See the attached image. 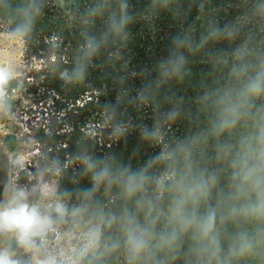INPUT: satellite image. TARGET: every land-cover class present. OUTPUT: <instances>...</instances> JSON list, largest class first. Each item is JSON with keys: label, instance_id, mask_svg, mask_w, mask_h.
<instances>
[{"label": "clouds", "instance_id": "clouds-1", "mask_svg": "<svg viewBox=\"0 0 264 264\" xmlns=\"http://www.w3.org/2000/svg\"><path fill=\"white\" fill-rule=\"evenodd\" d=\"M47 4L0 0L3 35L25 42ZM165 17L163 54L133 63L130 26L155 40ZM80 19L60 79L119 62L100 104L106 148L88 137L31 182H4L0 264H264V0H91ZM16 77L0 62V114Z\"/></svg>", "mask_w": 264, "mask_h": 264}, {"label": "trees", "instance_id": "trees-1", "mask_svg": "<svg viewBox=\"0 0 264 264\" xmlns=\"http://www.w3.org/2000/svg\"><path fill=\"white\" fill-rule=\"evenodd\" d=\"M144 2L133 0L137 8L143 7ZM89 3L91 0H63L62 3L48 0L34 32L25 42H20L22 68L7 95L25 96L26 102L16 112L15 131L1 142L8 150L18 148L12 159L18 154L25 158L22 170L13 168L12 163L9 165L14 180L19 183L33 180L44 157L64 159L78 142L88 137L97 139L99 151L106 148L100 104L111 98L107 95L112 89L109 73L119 69V62L113 66L97 60L89 69L86 81L80 84L68 85L60 79V72L70 69L76 59L82 43L80 13ZM170 23L167 17L160 21L161 31L155 40L142 23L130 26L132 38L128 49L134 54L133 63L150 64L163 54ZM8 27L7 21L0 19V35ZM135 142V137L129 138V150Z\"/></svg>", "mask_w": 264, "mask_h": 264}, {"label": "rangeland", "instance_id": "rangeland-1", "mask_svg": "<svg viewBox=\"0 0 264 264\" xmlns=\"http://www.w3.org/2000/svg\"><path fill=\"white\" fill-rule=\"evenodd\" d=\"M21 43L18 40H11L4 35H0V62L11 63L18 72L22 67L20 63ZM10 107V112L0 114V192L3 191L4 182L14 180V176L9 170L12 156L18 151L8 150L2 145V139L11 135L15 129L16 112L20 104H25V96L6 97ZM22 153V152H18Z\"/></svg>", "mask_w": 264, "mask_h": 264}]
</instances>
